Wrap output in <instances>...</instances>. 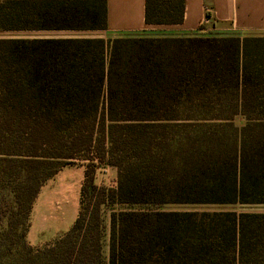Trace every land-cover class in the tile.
<instances>
[{
    "label": "trees",
    "instance_id": "obj_1",
    "mask_svg": "<svg viewBox=\"0 0 264 264\" xmlns=\"http://www.w3.org/2000/svg\"><path fill=\"white\" fill-rule=\"evenodd\" d=\"M185 7L146 0V23ZM106 29L107 0H0V30ZM77 162L78 217L30 244L42 187ZM167 204L264 205V37L0 38V264H264V212Z\"/></svg>",
    "mask_w": 264,
    "mask_h": 264
},
{
    "label": "crops",
    "instance_id": "obj_2",
    "mask_svg": "<svg viewBox=\"0 0 264 264\" xmlns=\"http://www.w3.org/2000/svg\"><path fill=\"white\" fill-rule=\"evenodd\" d=\"M180 24H147L146 0H107L106 30H0V38H70L125 36L264 37V0H185ZM211 25H202L207 11ZM83 165H68L42 187L32 209L27 239L39 246L68 231L80 210Z\"/></svg>",
    "mask_w": 264,
    "mask_h": 264
},
{
    "label": "rangeland",
    "instance_id": "obj_3",
    "mask_svg": "<svg viewBox=\"0 0 264 264\" xmlns=\"http://www.w3.org/2000/svg\"><path fill=\"white\" fill-rule=\"evenodd\" d=\"M238 123H241L242 121L240 119L237 120ZM84 164L83 162H77L74 165H82ZM116 177H117V173H116V169L114 168H110V167H106V168H102L98 171L97 173V182L99 184H104L106 186H110V187H115L116 186ZM139 208H153V206H136ZM119 209L121 207L119 206H108L107 208H105L104 210V222L106 225V237H105V252L107 251V245H108V231H109V215L111 212V209ZM164 209L166 210H190V211H235V212H264V205L262 204H254V205H194V204H167L165 206H163Z\"/></svg>",
    "mask_w": 264,
    "mask_h": 264
},
{
    "label": "built area",
    "instance_id": "obj_4",
    "mask_svg": "<svg viewBox=\"0 0 264 264\" xmlns=\"http://www.w3.org/2000/svg\"><path fill=\"white\" fill-rule=\"evenodd\" d=\"M202 25L204 27H207V26L211 25V12L209 10L205 14V17H204Z\"/></svg>",
    "mask_w": 264,
    "mask_h": 264
}]
</instances>
